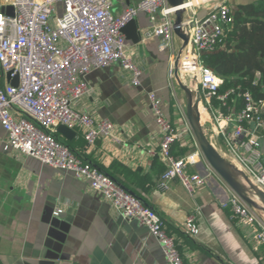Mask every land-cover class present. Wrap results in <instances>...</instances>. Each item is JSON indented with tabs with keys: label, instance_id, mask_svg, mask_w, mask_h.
I'll list each match as a JSON object with an SVG mask.
<instances>
[{
	"label": "built area",
	"instance_id": "1",
	"mask_svg": "<svg viewBox=\"0 0 264 264\" xmlns=\"http://www.w3.org/2000/svg\"><path fill=\"white\" fill-rule=\"evenodd\" d=\"M191 1L184 0L185 5L189 4L184 11L192 7ZM178 9L169 7L167 0H141L118 14L113 12L111 0H0V127L6 135L3 149L15 150L86 181L121 218L135 220L146 228L167 264L187 263L176 238L158 214L107 174L76 156L54 134L59 125L78 130L89 148L98 140L113 138L115 125L110 120L75 106L90 90L86 76L92 70L117 65L131 85L140 86L142 70L128 54L122 29L144 13L153 24L143 38L157 37L172 50L173 18ZM232 22L231 9L224 1L201 18L183 21L189 40L179 56L176 73L187 85L191 76L196 78L200 104L213 132L208 137L213 147L264 192L262 141L256 135L264 126V101L256 103L245 92L241 95L243 108L235 116L218 115L211 108V97L224 101L234 91L218 94L222 80L200 60L202 53L212 52L222 43ZM174 63L169 66L171 85L177 84ZM15 78L16 85H11ZM147 97L161 133L159 149L152 153L166 163L159 185L167 189L170 182L177 181L187 194L193 195L206 185L207 177L190 170L203 155L186 115L179 108L184 124L174 125L163 115L156 94L149 92ZM187 135L192 139L188 147L193 151L173 156L171 147L176 143L184 145ZM224 205L248 244L264 252V213L233 191ZM61 212L57 210L53 215ZM185 228L190 235L197 233L194 215L187 218Z\"/></svg>",
	"mask_w": 264,
	"mask_h": 264
},
{
	"label": "crops",
	"instance_id": "2",
	"mask_svg": "<svg viewBox=\"0 0 264 264\" xmlns=\"http://www.w3.org/2000/svg\"><path fill=\"white\" fill-rule=\"evenodd\" d=\"M111 1L118 14L141 0ZM223 1L233 10L257 0H197L184 11L183 21L201 18ZM134 21L140 41L133 43L128 39L131 35L124 36L128 54L142 70L140 86L131 85L117 65L95 69L86 76L89 92L75 104L110 120L115 125L113 138L98 140L89 148L81 132L74 130L71 139L57 133L60 141L153 209L176 238L187 264H264L263 250H254L230 219L224 204L232 190L204 158L190 166L207 177L206 185L193 195L177 181L167 189L160 187L166 163L152 153L159 149L161 133L147 93L156 94L172 124L183 126L179 108L185 112V96L169 80V66L181 42L177 46L174 37L171 50L157 37L144 39L153 22L144 13ZM204 126L207 138L212 136L211 126L207 122ZM5 140L0 127V264H167L146 228L121 218L86 181L15 150H4ZM184 141L177 146L186 149L190 142ZM176 148L172 147L173 154L178 153ZM57 210L62 212L54 216ZM191 215L197 225L195 235L185 228Z\"/></svg>",
	"mask_w": 264,
	"mask_h": 264
},
{
	"label": "trees",
	"instance_id": "3",
	"mask_svg": "<svg viewBox=\"0 0 264 264\" xmlns=\"http://www.w3.org/2000/svg\"><path fill=\"white\" fill-rule=\"evenodd\" d=\"M231 12L233 22L222 43L214 51L200 56L201 63L222 80L217 93L234 91L224 101L211 97V108L220 116H235L243 108L241 95L245 92H249L256 103L264 101V0L237 5ZM202 123L206 124L204 117ZM54 135L60 141L58 134ZM172 147H177V154H173ZM172 147L173 156L184 155L186 149L179 148L177 144ZM262 151L264 156V141Z\"/></svg>",
	"mask_w": 264,
	"mask_h": 264
},
{
	"label": "water",
	"instance_id": "4",
	"mask_svg": "<svg viewBox=\"0 0 264 264\" xmlns=\"http://www.w3.org/2000/svg\"><path fill=\"white\" fill-rule=\"evenodd\" d=\"M169 7L179 9L174 13L173 18V33L177 37L181 46L175 59V73L176 65L183 49L188 45L189 34L183 26V14L184 9L181 8L184 5V0H167ZM11 14V9H9ZM122 33L129 36L133 43L140 41V34L135 27V21L129 22L123 29ZM178 87L183 91L185 96V115L188 124L191 128L193 136L199 146V149L208 163V165L216 172V174L227 184V186L236 193L243 201L256 210L264 213V192H262L257 186H255L242 172L237 170L235 166L229 163L223 158L220 153L213 147L203 129L200 126V118L197 113L200 103V94L198 92V86L196 78L190 77L189 85L183 83L177 73L175 74ZM11 85H16V78L10 81ZM56 133L60 134L66 139H71L75 135V131L71 130L63 125H59L55 129ZM256 135L259 137L264 136V126L262 130H258Z\"/></svg>",
	"mask_w": 264,
	"mask_h": 264
},
{
	"label": "bare ground",
	"instance_id": "5",
	"mask_svg": "<svg viewBox=\"0 0 264 264\" xmlns=\"http://www.w3.org/2000/svg\"><path fill=\"white\" fill-rule=\"evenodd\" d=\"M197 2V0H192L191 1V5H193V4H195ZM189 6V4L188 5H183L181 8H186V7H188ZM199 105V109H197V113H198V115H199V118L202 120L203 119V117L206 119V122H207V114H206V112H205V110H204V108L201 106V104H197V106ZM200 112V113H199ZM204 115V116H203ZM200 126H201V123H200ZM202 128V127H201Z\"/></svg>",
	"mask_w": 264,
	"mask_h": 264
},
{
	"label": "rangeland",
	"instance_id": "6",
	"mask_svg": "<svg viewBox=\"0 0 264 264\" xmlns=\"http://www.w3.org/2000/svg\"><path fill=\"white\" fill-rule=\"evenodd\" d=\"M185 13V12H184ZM183 16H184V14H183ZM176 40H177V46L179 45V43H180V40L178 39V38H176ZM187 79V78H186ZM179 93H180V91H179ZM183 113H185L184 112V110H183ZM203 120V119H202ZM202 120L200 119V123L202 122ZM201 126H202V123H201ZM203 131H205V126L203 127ZM206 133H207V135H209V131L208 130H206ZM188 136V138H187V140H188V142H191L192 141V139H191V137L189 136V135H187ZM189 144V143H188ZM193 151V149L192 148H190V147H187L186 148V150H185V153L187 154V153H189V152H192ZM184 153V154H185ZM204 158V157H203Z\"/></svg>",
	"mask_w": 264,
	"mask_h": 264
}]
</instances>
